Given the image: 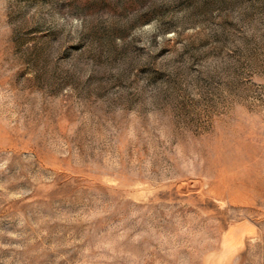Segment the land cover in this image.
Returning <instances> with one entry per match:
<instances>
[{
	"label": "rangeland",
	"instance_id": "374dc122",
	"mask_svg": "<svg viewBox=\"0 0 264 264\" xmlns=\"http://www.w3.org/2000/svg\"><path fill=\"white\" fill-rule=\"evenodd\" d=\"M0 264H264V0H0Z\"/></svg>",
	"mask_w": 264,
	"mask_h": 264
}]
</instances>
